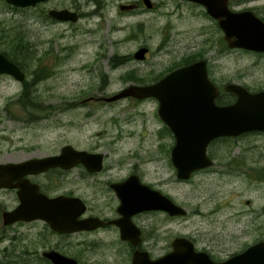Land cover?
<instances>
[{
  "label": "rangeland",
  "instance_id": "1",
  "mask_svg": "<svg viewBox=\"0 0 264 264\" xmlns=\"http://www.w3.org/2000/svg\"><path fill=\"white\" fill-rule=\"evenodd\" d=\"M97 1L101 7L89 0H48L42 6L14 8L0 0L1 50L7 47L5 37L17 32L25 45L28 43L21 57L30 68L25 70L24 78L31 81L33 70L44 74L29 86L30 95L38 100L33 115L15 103L22 92V80L0 75V149H4L0 159L45 155L65 143L79 148L98 146L107 152L106 163L115 168V176L133 164L146 171L148 180L157 182L169 176L168 183L160 185L187 210L184 218L171 219V228L194 237L199 229L207 230L206 236L214 239L213 233L220 230L229 214V247H223L225 251L239 249L244 241L256 237L264 238V132L244 133L214 143L250 150L248 158L260 160L254 171L257 169L261 178L243 172L250 167L234 162L229 166V178L221 171L223 166L217 164L219 172L202 178L193 175L178 182L164 157L174 139L170 132L160 130L163 123L155 98H119L112 102L89 99L92 95H112L134 82L135 68L143 76L155 78L175 62L178 65L185 58L199 56L208 57L215 78L221 82H238L252 90L264 88V53L240 48L221 51V33L214 30L200 9L186 3L176 6L157 0L160 7L154 11L139 8L130 12L118 8L127 0ZM230 4L234 9L251 8L264 16V0H231ZM62 6L80 8L83 13L76 21L47 17L46 8ZM198 39L204 50L194 49L192 44ZM141 44L148 47L147 59L127 62L129 54ZM118 56H126L123 63L118 62ZM55 181L60 188L85 190L84 182L74 180L63 185ZM0 199L11 207L13 191L0 190ZM199 207L207 214L197 216L195 210ZM42 227L40 222L21 226L23 235L11 243L9 252L15 245L14 254L27 252L31 257L35 249L48 243ZM10 232L17 233V229L13 227Z\"/></svg>",
  "mask_w": 264,
  "mask_h": 264
},
{
  "label": "flooded vegetation",
  "instance_id": "2",
  "mask_svg": "<svg viewBox=\"0 0 264 264\" xmlns=\"http://www.w3.org/2000/svg\"><path fill=\"white\" fill-rule=\"evenodd\" d=\"M48 0H43L37 2L33 6H42ZM90 2H96L97 7L100 6V2L97 0H89ZM165 4L173 3L176 6L182 5V3L189 4L190 6H195L194 8L200 9L203 13L205 19H209L211 24L214 26V30H217L221 33V41L223 43V50H229V48H240V47H229L227 40L224 37V32L220 28L218 20L213 17L206 10L205 6L194 0H160ZM175 2V3H174ZM231 0H227L228 7L231 6ZM150 5H146L144 0H127V2H120L118 8L121 11H130L135 12L139 8H144L148 11H154L160 5L157 0H149ZM27 6L19 7L25 8ZM45 8V7H44ZM51 8H68L65 6L62 7H49L46 8L47 17L51 18L54 21H72V20H60L49 14V9ZM73 10L71 8H68ZM234 9V8H232ZM251 9V8H250ZM43 10V9H42ZM77 19L82 15L80 8H77ZM258 15V14H257ZM263 21L264 16L258 15ZM76 19V20H77ZM75 20V21H76ZM206 25V24H205ZM204 25V26H205ZM203 26V27H204ZM201 33V32H200ZM171 33L170 35H172ZM169 35V36H170ZM200 39L194 40L193 47L194 49L204 50L205 48L200 46ZM145 47L146 51L142 56H135L134 53L140 48ZM245 49V48H240ZM250 50V49H246ZM2 52V50H0ZM148 47L145 44H141L132 54H129L127 62L134 58L136 60H146ZM262 52V51H259ZM4 53V52H2ZM264 53V52H263ZM5 54V53H4ZM6 55V54H5ZM192 58V59H190ZM10 59V58H9ZM118 62L123 63L126 56H118ZM204 59L206 61L208 77L213 81L218 89L219 93L216 97V102L218 104H226L228 102H218L219 94L223 91L229 92L224 89L225 84L229 81L221 82L215 78L213 72L214 68H211V62L208 57L199 56L197 58L189 57L185 58L184 62L181 64L173 65L162 74H159L157 77H145L141 74L139 69L135 68L133 74L135 77L130 82L133 84H150L157 81L159 78L164 76L169 71L191 63L193 61ZM11 60V59H10ZM115 60V59H113ZM22 70V69H21ZM23 71V70H22ZM24 72V71H23ZM5 74V73H2ZM0 74V75H2ZM9 75V74H8ZM234 82V81H232ZM127 83V84H130ZM126 84V85H127ZM241 84V83H240ZM245 86V84H242ZM247 88V87H246ZM249 89V88H247ZM261 89V88H260ZM252 90V89H249ZM258 90V89H256ZM253 91V90H252ZM22 95H18L17 98H21ZM104 96H90L89 99L92 100H104ZM122 98H131L137 101H142L147 98L154 97H134L126 96ZM116 100V99H115ZM114 101V100H112ZM108 101V102H112ZM160 119V117H159ZM161 120V119H160ZM162 121V120H161ZM163 126L160 130L163 133H171V130L165 123L162 121ZM255 132V131H249ZM244 132V133H249ZM264 132V131H262ZM244 133H241L237 136H240ZM172 134V133H171ZM236 136V137H237ZM226 138L229 139V136H219L212 139L206 146V154L211 158V163L205 167L196 169L191 173V176L188 179H181L176 176V169L172 165L170 160V150H167L164 157H166L167 163L172 166V171L175 173V181H187L193 175L202 178L208 173L219 172L217 164L222 165V172L228 175L229 178V166H233L232 163L236 165L248 166L250 169H247L243 172L251 173L256 178H261L260 172H256L257 163L259 159H249L248 153L250 150L246 149H233L229 144H214L215 140ZM66 144V143H65ZM71 144V143H70ZM64 145V144H62ZM59 149L53 153H58ZM74 146V145H73ZM216 146V147H215ZM76 147V146H74ZM215 147V148H213ZM79 148V147H76ZM90 152H102L103 156L101 159L100 167L97 169H89L87 165L83 163H77L71 167H61L54 166L50 167L44 171L37 173H27L23 175L20 179H14L13 182H17L24 178L29 179V181L36 183L39 187V190L45 193L47 196H56V195H66V196H78L83 204L82 212L77 216V219L84 221V227L75 230H59L53 228L50 223L40 217L32 218L29 220L18 219L13 222L4 221V212L13 209L17 204H19L20 199L18 197V186H1L0 190H11L14 193V203L11 207H8L7 201L0 199V263L9 264L10 261H14L17 264H55L44 252L49 250L57 251L73 259L76 264H212V262H221L225 259H228L231 255L238 253L242 250H245L249 246L264 241L262 237H256L247 241H244L239 249L232 251H225L223 247H229V214L227 216L226 222L222 224L220 230L214 234V239L206 236L207 230H200L196 233V236L186 234L185 232L175 230L171 228L170 221L171 219H182L186 216L187 210L185 213L181 214H171L169 210L165 208H148L143 207L145 204L144 196L146 195L145 190H140L136 192L132 188H136L138 182L144 185L149 186L152 189L158 190L161 194L168 196L175 203L183 206L182 203H178L173 196L164 190L163 185L160 183H168L169 176H163L157 179V182L153 180H148L144 173L146 171H141L137 164H133L131 168H127L121 175H113L114 167L106 163L107 152L101 150L98 146L81 148ZM171 149V147H170ZM4 149H0V154ZM235 150L237 152H235ZM221 155V158L218 155ZM46 155V154H45ZM263 155V154H260ZM41 156V155H40ZM30 158V157H27ZM27 158L20 160H2L0 163L6 162H19ZM163 159V157H162ZM161 159V160H162ZM122 166V165H121ZM121 166L117 170L121 169ZM102 176V179L98 180L96 176ZM252 177V176H250ZM55 180H60L63 185L65 183L73 182L74 180L84 182L85 190L76 191L73 188H60L58 183ZM115 184H118L116 189ZM91 187V189L89 188ZM89 188V189H88ZM141 192V193H140ZM145 194V195H144ZM140 195L139 199L137 198ZM136 196V197H135ZM144 198V199H143ZM143 203V204H142ZM141 204V205H140ZM229 207V203L227 205ZM202 208L199 207L195 210L197 216L207 214L206 212L201 211ZM210 210H208L209 212ZM199 219V218H198ZM207 219V218H206ZM215 218L209 220L213 222ZM41 223L42 228L45 229V240H48V243L42 246L40 249H35L32 252V256H29V253L24 252L21 255L14 254L13 250L16 247H12L11 252L9 248L13 241H18L22 237V228L27 224H37ZM14 225V226H13ZM15 227L17 233H11L10 229ZM182 238H188L193 243V249L195 252L201 253L199 255H187V245L186 240ZM177 239H180L178 242H175ZM10 254L12 257H10ZM256 254V253H254ZM4 258H6L4 260ZM196 258V263L191 262ZM74 263V262H73Z\"/></svg>",
  "mask_w": 264,
  "mask_h": 264
},
{
  "label": "water",
  "instance_id": "3",
  "mask_svg": "<svg viewBox=\"0 0 264 264\" xmlns=\"http://www.w3.org/2000/svg\"><path fill=\"white\" fill-rule=\"evenodd\" d=\"M14 6H33L43 0H5ZM203 4L206 10L218 20L229 47H240L264 52V21L250 8L232 9L227 0H194ZM150 5L149 0H144ZM49 14L60 20L77 19L76 11L68 8H51ZM146 51L140 47L135 56ZM11 75L16 80L25 77L21 68L0 51V74ZM224 89L235 94V99L218 104L217 85L208 77L206 61L199 59L179 66L150 84H127L112 95L104 96L112 101L126 96L154 97L157 113L169 127L173 136L170 160L176 169V176L188 179L198 168L211 163L206 154L207 144L219 136H236L247 131H264V88L249 90L238 82H228ZM102 152H90L76 148L70 143L62 145L58 153L33 156L19 162L0 163V187L18 186L20 199L13 209L4 212V221L29 220L40 217L59 230H75L84 227V221L77 219L83 210L78 196H47L36 183L24 178L27 173H37L50 167H71L77 163L89 169L100 167ZM118 184H115L116 189ZM132 190H145V204L148 208H165L171 214L185 213L186 209L158 190L138 182ZM141 193V192H140ZM136 197V196H135ZM140 195H138L139 199ZM143 198V199H144ZM143 204V203H142ZM141 205V204H140ZM177 239L175 242H178ZM186 240L187 255H199L193 243ZM256 253V254H254ZM55 264H76L73 259L54 250L44 252ZM74 262V263H73ZM196 263V258L191 260ZM212 264H264V241L255 243L228 259Z\"/></svg>",
  "mask_w": 264,
  "mask_h": 264
},
{
  "label": "trees",
  "instance_id": "4",
  "mask_svg": "<svg viewBox=\"0 0 264 264\" xmlns=\"http://www.w3.org/2000/svg\"><path fill=\"white\" fill-rule=\"evenodd\" d=\"M9 7H14L12 5H9ZM19 8V7H17ZM6 42L4 49H2V52H4L6 54V56L8 58H10L13 62H15L24 72L25 70H29L30 68H28L29 65L25 64V62H23L22 60V56L24 53L23 52V47H28V43L27 45H25L26 43L23 42V40L21 39L20 36H18V33H10V37H5ZM1 50V48H0ZM27 50V49H25ZM261 53V52H258ZM21 58V59H20ZM33 78L31 79V81H28L26 78H24L22 80L23 82V88H22V92L20 95H22L21 98H17V100L15 101L16 105L19 106V108H21L26 114H30L33 115L35 113H37V106H38V100L36 95H30V91L29 90V86L35 82L37 79H39L40 77H42L44 74L43 72H36V70H33ZM245 87L250 88V86L245 85ZM260 89V88H257ZM256 90V89H255ZM220 96L218 97V102L222 103V102H231L235 99V94L232 92H226L223 91L222 93L219 94ZM36 116V115H34ZM37 117V116H36ZM27 264V262H26Z\"/></svg>",
  "mask_w": 264,
  "mask_h": 264
}]
</instances>
